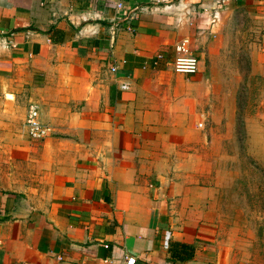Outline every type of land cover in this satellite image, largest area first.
<instances>
[{
    "label": "crops",
    "instance_id": "0c3cea01",
    "mask_svg": "<svg viewBox=\"0 0 264 264\" xmlns=\"http://www.w3.org/2000/svg\"><path fill=\"white\" fill-rule=\"evenodd\" d=\"M183 37L193 74L170 67ZM229 40L264 79V0H0L5 104L23 87L53 130L19 147L0 121L10 155L37 148L41 168L34 188L0 187V264H264L211 217L212 189L166 165L177 136L164 131L198 115L220 141L211 131L233 126L216 66ZM171 242L192 256H170Z\"/></svg>",
    "mask_w": 264,
    "mask_h": 264
},
{
    "label": "rangeland",
    "instance_id": "374dc122",
    "mask_svg": "<svg viewBox=\"0 0 264 264\" xmlns=\"http://www.w3.org/2000/svg\"><path fill=\"white\" fill-rule=\"evenodd\" d=\"M216 63L226 77L225 92H234V124L212 130L220 141L208 140L204 120L193 115L188 129L164 131L174 134L167 151L169 168L191 173V181L207 185L209 213L225 235H234L247 250L264 252V79L252 74L245 62V50L235 49L229 40ZM6 87L0 81V121L10 120L19 147L27 144L23 126L30 95L22 89L11 105L5 104ZM200 124V125H198ZM0 137L6 129L0 123ZM3 131V133H1ZM175 132V133H174ZM173 136V137H174ZM26 140V141H25ZM13 141H0V187L13 190L34 188L39 184V150L31 148L27 157L9 153ZM31 146V145H30Z\"/></svg>",
    "mask_w": 264,
    "mask_h": 264
},
{
    "label": "built area",
    "instance_id": "2783aa9c",
    "mask_svg": "<svg viewBox=\"0 0 264 264\" xmlns=\"http://www.w3.org/2000/svg\"><path fill=\"white\" fill-rule=\"evenodd\" d=\"M115 7H120V3L116 2ZM173 51L175 53L173 60L170 62L172 71L183 74H193L197 69V59L190 53L188 47V39L183 37L176 41L173 45ZM163 57L161 53H155L150 58L149 62H144L142 67H146L150 64L155 68L159 61H162ZM111 71H115V66L110 68ZM129 87L128 82L122 81L118 84L120 90H127ZM38 104L36 102H29L25 111L23 126L25 134L30 142L38 143L50 137L53 134V130L50 125L41 123L39 120ZM200 125V124H198ZM135 257L128 255L124 257V264H133Z\"/></svg>",
    "mask_w": 264,
    "mask_h": 264
},
{
    "label": "trees",
    "instance_id": "16d2710c",
    "mask_svg": "<svg viewBox=\"0 0 264 264\" xmlns=\"http://www.w3.org/2000/svg\"><path fill=\"white\" fill-rule=\"evenodd\" d=\"M170 256L176 257L178 260H187L192 256L193 248L190 245L171 242L169 243ZM180 253V254H179Z\"/></svg>",
    "mask_w": 264,
    "mask_h": 264
}]
</instances>
